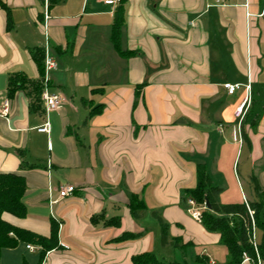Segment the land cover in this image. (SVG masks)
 Returning a JSON list of instances; mask_svg holds the SVG:
<instances>
[{"label":"crops","instance_id":"0c3cea01","mask_svg":"<svg viewBox=\"0 0 264 264\" xmlns=\"http://www.w3.org/2000/svg\"><path fill=\"white\" fill-rule=\"evenodd\" d=\"M1 1L0 106L10 108L0 115V173L27 184L26 217L3 219L46 238L56 224L59 248L42 256L21 242L2 251L0 264H133L146 253L224 264L220 236L190 216L182 195L196 188L199 164L223 189V204L254 201L253 176L264 187V0H127L119 47L118 3ZM38 49L57 70L42 76ZM16 76L28 84L12 93ZM41 81L63 98L59 110L32 107L30 84ZM225 83L240 89L229 95ZM248 86L239 129L235 111ZM46 122L49 133L39 132ZM68 185L74 197L60 200ZM134 195L145 204L138 218ZM155 214L190 252L161 244Z\"/></svg>","mask_w":264,"mask_h":264},{"label":"trees","instance_id":"16d2710c","mask_svg":"<svg viewBox=\"0 0 264 264\" xmlns=\"http://www.w3.org/2000/svg\"><path fill=\"white\" fill-rule=\"evenodd\" d=\"M57 1L49 0V8L51 4ZM126 1L119 0L114 14L112 39L117 47H119L122 28L126 20ZM0 7L8 10L1 0ZM31 52L43 76L45 51L38 49L32 50ZM42 81L30 84L35 96L32 107H35L36 110L42 105L41 94L44 89ZM26 84H28V81L24 78H19L18 76L12 77L10 80V91L13 93ZM19 155L21 157L23 156L21 153ZM21 168L25 169L26 166L22 163ZM196 177V188L183 191L182 203L187 204V201L192 199L198 206L206 207L201 211L199 221L207 231L220 236V242L227 250V261L224 264H243L245 260L244 256L250 259L251 264L256 263L257 257L264 261V187L261 186L258 179L253 176L250 181L255 195L254 201L241 204H223L220 201V195L223 189L214 185L205 164H199L197 166ZM26 190L27 184L23 175L17 173H0V257L4 249L15 248L21 242L41 247L42 256H45L51 250L59 248L58 226L56 224L52 225L51 235L46 238L16 227L3 219L4 213H9L20 219L26 217L27 209L23 203ZM207 206H209V209ZM129 207L133 216L138 218V212L145 209V204L138 196L134 195L130 200ZM154 216L158 220L161 228L160 241L162 245L170 244L174 248L182 250H188L192 246V244L182 245L177 240L170 241L167 223L158 214ZM119 222L118 219L117 221L110 220L106 221V224L113 225L116 223L118 225ZM254 229H259L260 231V239L256 242L253 240ZM130 237L135 238L134 235ZM132 262L133 264H210L207 256L199 254H193L183 261L166 263L159 261L155 255L146 253L134 256Z\"/></svg>","mask_w":264,"mask_h":264},{"label":"built area","instance_id":"2783aa9c","mask_svg":"<svg viewBox=\"0 0 264 264\" xmlns=\"http://www.w3.org/2000/svg\"><path fill=\"white\" fill-rule=\"evenodd\" d=\"M105 3L108 5H114V4L119 3V0H106ZM47 8H48V5H46V9ZM45 18L48 19L47 11L45 12ZM57 68H58V65L56 61L53 59V57L49 55L48 50H46L45 58H44V69H45L46 74L48 75L50 72L57 70ZM223 88L226 90V92L229 95H233L240 89V86L225 83L223 85ZM246 89L248 90V95L244 99L243 103L239 107H237L235 111V116L240 120L239 125H238L239 129H241L242 122L248 112V109L251 106L250 87L248 86ZM41 100L45 106V112L47 114L49 112L59 110L63 104V98L59 94H50L47 91L46 87L42 91ZM9 108H10V102L8 100H5L0 106V115L7 116L9 114ZM38 131L41 133H49L50 131L49 122H46L41 128L38 129ZM76 191H77V188L75 186L68 185V186L62 187L59 190V198L60 200H66V199L73 198ZM187 206H188V213L195 220H199L201 211L206 208V207L198 206L196 202L193 201L192 199H189L187 201ZM253 240L254 242H256L255 229L253 231ZM28 248L31 250L33 249L30 246H28ZM244 257H245L244 262H251L247 256H244ZM255 264H264V261H262L259 257H257V261Z\"/></svg>","mask_w":264,"mask_h":264},{"label":"rangeland","instance_id":"374dc122","mask_svg":"<svg viewBox=\"0 0 264 264\" xmlns=\"http://www.w3.org/2000/svg\"><path fill=\"white\" fill-rule=\"evenodd\" d=\"M191 216V215H190ZM255 239H256V241H259V239H260V231H259V229H256L255 230ZM197 249V248H196ZM198 250V249H197ZM188 252H190V248L188 249ZM180 261H183V259L181 258L180 259Z\"/></svg>","mask_w":264,"mask_h":264},{"label":"water","instance_id":"95a60500","mask_svg":"<svg viewBox=\"0 0 264 264\" xmlns=\"http://www.w3.org/2000/svg\"><path fill=\"white\" fill-rule=\"evenodd\" d=\"M207 208L209 209V206H207Z\"/></svg>","mask_w":264,"mask_h":264}]
</instances>
